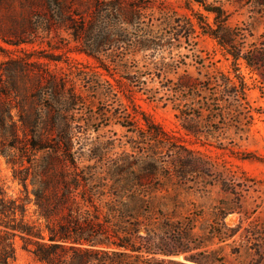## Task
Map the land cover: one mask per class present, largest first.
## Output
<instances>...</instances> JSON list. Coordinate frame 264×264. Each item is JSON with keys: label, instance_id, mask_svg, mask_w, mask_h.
Instances as JSON below:
<instances>
[{"label": "rangeland", "instance_id": "obj_1", "mask_svg": "<svg viewBox=\"0 0 264 264\" xmlns=\"http://www.w3.org/2000/svg\"><path fill=\"white\" fill-rule=\"evenodd\" d=\"M115 1L149 7L140 27L152 24L158 38L166 37L157 60L150 52L132 57L128 46L116 51L123 53L122 59L133 67L181 65L171 81L192 78L201 92L188 100L177 97L179 111L141 94L129 100L126 86L112 94L98 80L95 61L76 52L79 45L67 29L91 20L93 0H0V184L9 197L24 199L15 172H27V220L33 225L45 224L36 213V192L68 195L66 205L62 197L53 225L61 217L64 227L67 206L77 211L75 220L93 216L94 227L101 228H95L89 243H74L80 237L67 227L71 241L61 242V264H74L77 249L91 252L87 264H264V0H205L224 9L220 36L228 50L203 34L197 22L214 25V16L194 2ZM184 19L196 24L194 38L170 43L173 29L166 24ZM239 53L246 60L236 63L233 55ZM226 78L237 85L243 80L246 97L240 92L234 96ZM61 84L79 95L68 116L76 129L71 162L57 149L36 151L32 136L25 147L22 132L25 117L39 122L36 136H46L45 124L61 111ZM218 92L224 101L220 105L213 101ZM147 122L165 137L149 140ZM50 139L53 145L55 136ZM53 160L57 165L47 172ZM59 174L61 192L56 185L47 188L45 182L56 176L58 181ZM112 206L128 211L119 216L124 228L117 237L107 225ZM225 212L226 228L217 217ZM229 228H235L231 237ZM12 264L44 263L17 237Z\"/></svg>", "mask_w": 264, "mask_h": 264}, {"label": "trees", "instance_id": "obj_2", "mask_svg": "<svg viewBox=\"0 0 264 264\" xmlns=\"http://www.w3.org/2000/svg\"><path fill=\"white\" fill-rule=\"evenodd\" d=\"M189 3H196L201 6L205 12L214 16V25L210 23H203L198 19L199 27L202 29L203 34L211 36L218 41V44L224 49L228 50L230 46L220 36V31L225 26V22L221 21L224 18V9L221 6H214L213 4H207L205 0H187ZM149 7H143L134 2L127 4H121L119 1H109L103 3L101 0H93L92 10L89 12L91 20L81 25V27H75L69 25L67 29L71 30L72 38L79 45L78 53H83L86 56L92 58L96 63V74L98 80L102 83L105 82L109 86V92L119 94L124 86L129 90L127 91V98L132 100L136 94H141L155 100H165L172 104V109L179 111L177 105V97L189 99V96L195 95V92H201L199 90L196 80L183 77L178 80V83H173L169 78L170 75L177 73V70L181 65H137L133 67L128 65L127 61L122 59L123 53L116 52L119 47L128 46L131 52L129 55L132 57H138V55H146L148 52L152 53L151 58L158 59L157 52L164 48L165 43L161 42L166 39L164 37H157L156 27L154 25L147 26L145 28L140 27V23L144 20V10ZM170 20L166 24L170 29H173V34L169 37L170 43L173 40L182 43V39L190 41L194 38L197 32L196 24L191 19H184L183 22L177 21V25H174ZM206 26L207 28H205ZM174 41V42H175ZM180 46L179 48H181ZM117 48V50H115ZM133 49V50H132ZM229 52V51H228ZM232 54V53H230ZM234 61L237 63L240 59H245L241 54L233 55ZM161 62H164L165 57H161ZM145 60V59H144ZM237 66V65H234ZM250 66V65H249ZM104 76L110 77L112 81L104 79ZM158 82L160 87L154 85ZM226 87H232V93L234 96H238L239 92L242 96L246 97V87L241 81L240 85H237L233 80L226 78L224 82ZM151 84L153 86H151ZM240 88V91H239ZM192 92V94H190ZM229 93V91H228ZM108 94V93H107ZM161 94H163L161 96ZM222 92L215 94L216 99L213 101L217 105L222 104L223 97ZM79 104V95L74 90L67 91L66 85L61 84V111L57 113L55 121H51L45 124L46 136H36L39 132V122L35 120L21 119L24 130L22 131L27 139L25 147L28 146V136H32L33 144L32 148L36 151H44L47 148L60 150L63 158L66 162H71V153L73 150V140L76 136V129L73 126L71 120L68 119L69 112ZM205 110L206 109L205 107ZM181 115L187 117L186 111H180ZM213 112V111H210ZM149 131V140L159 141L165 137L163 131L159 127H155L152 123L147 122ZM150 127H153L150 128ZM186 130L191 132L189 127H185ZM29 130V131H28ZM31 133V135L29 134ZM55 132V133H54ZM44 134V133H42ZM41 134V135H42ZM55 136L53 145H49L51 137ZM26 149L23 150L25 153ZM57 161H49L45 167L47 172L54 171ZM145 175L146 180L153 176ZM27 172L17 171L15 172L16 179L22 184L26 197L24 199H13L7 195L2 185L0 184V264H12L15 258V239L19 237L22 240L24 249L30 251L36 259L44 264H61V248L62 243H69L71 241L69 230L70 227L75 230V233L80 240L74 241V243L82 244V242H91L93 238L92 233L95 228H101L95 226L93 222V216L78 218L73 216L74 212L72 207L67 208V214L63 217L65 221L64 227H61V217L56 225H53L52 218L58 214H61V204L63 197V204H67L68 195L60 194L54 195H42L41 192H36L35 206L37 208L36 213L40 220H44V225H33L27 220L28 205L31 203L29 184ZM140 181V180H137ZM66 191L70 190V185L65 181ZM56 187L61 192V174L57 176L54 181L45 182L47 188ZM58 185V186H57ZM55 187V188H56ZM117 207V206H116ZM118 208V207H117ZM127 208H125L126 210ZM220 212V211H219ZM128 211H119L114 206L108 210L107 225L112 227L114 236H120L123 231V221L119 220L120 214L126 215ZM228 213H218L217 217L222 226L226 228L224 220ZM124 218V217H123ZM74 219V220H73ZM73 225V226H72ZM84 225V227H80ZM233 236L235 228H229ZM96 231V230H95ZM79 242V243H78ZM100 244V243H97ZM119 248L128 249V245H116ZM90 251L77 249L76 258L74 264H87V256ZM119 257L122 256L118 252H113ZM127 254V253H123ZM166 254V253H165ZM172 255L173 253H168ZM200 264H213L212 261H198Z\"/></svg>", "mask_w": 264, "mask_h": 264}]
</instances>
